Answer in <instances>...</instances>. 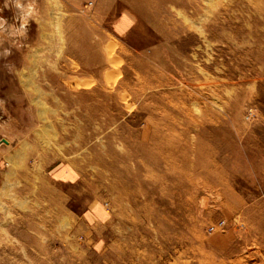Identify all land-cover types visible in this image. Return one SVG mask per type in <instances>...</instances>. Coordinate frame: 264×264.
Segmentation results:
<instances>
[{"label":"rangeland","instance_id":"374dc122","mask_svg":"<svg viewBox=\"0 0 264 264\" xmlns=\"http://www.w3.org/2000/svg\"><path fill=\"white\" fill-rule=\"evenodd\" d=\"M21 3L0 264H264V0Z\"/></svg>","mask_w":264,"mask_h":264},{"label":"clouds","instance_id":"9594fccd","mask_svg":"<svg viewBox=\"0 0 264 264\" xmlns=\"http://www.w3.org/2000/svg\"><path fill=\"white\" fill-rule=\"evenodd\" d=\"M5 7H7V4H5ZM16 8L20 10L22 20L29 19L33 15L31 3L24 5L23 3H21V0H16ZM4 23H6V20L0 17V27H2ZM10 54V51L5 50V55ZM4 104L5 101L0 99V109H3Z\"/></svg>","mask_w":264,"mask_h":264},{"label":"water","instance_id":"95a60500","mask_svg":"<svg viewBox=\"0 0 264 264\" xmlns=\"http://www.w3.org/2000/svg\"><path fill=\"white\" fill-rule=\"evenodd\" d=\"M5 142H7V141L5 140Z\"/></svg>","mask_w":264,"mask_h":264}]
</instances>
